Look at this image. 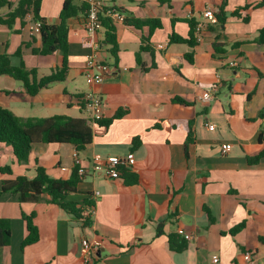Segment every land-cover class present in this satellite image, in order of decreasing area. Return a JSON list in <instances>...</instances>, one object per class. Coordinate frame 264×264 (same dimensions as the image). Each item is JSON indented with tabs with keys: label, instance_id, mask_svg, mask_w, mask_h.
I'll use <instances>...</instances> for the list:
<instances>
[{
	"label": "crops",
	"instance_id": "crops-1",
	"mask_svg": "<svg viewBox=\"0 0 264 264\" xmlns=\"http://www.w3.org/2000/svg\"><path fill=\"white\" fill-rule=\"evenodd\" d=\"M105 1L125 17L159 19L162 28L143 42L149 36L148 26L137 29L115 22L119 44L115 61L109 47L95 51L85 45L90 37L83 25L86 12L81 13L69 20V69L64 81L32 96L20 81L0 76V108L23 119L84 118L93 130V141L84 151L77 152L68 143H35L24 164L10 145L0 143V169L10 166L12 171L0 172V191L3 181L34 178L38 165L51 178L68 179L78 154L88 172L66 201L82 205V215L91 221L85 227L80 218L51 203L48 195L20 202L15 194L1 193L0 220L9 221L11 242L0 247V264H85L83 238L96 247L92 264H249L246 252L253 264H264L260 241L264 239V117H260L264 44L254 42L264 28V8L251 10L249 22L230 16L261 0ZM64 2L42 0L41 17L58 24ZM84 3L75 0L78 6ZM223 3L229 18L215 31V22L204 12H216ZM246 14L241 11L242 17ZM190 19L199 25L196 46L171 43L173 33L188 38ZM35 22L27 0H8L0 6V55H8L15 66L24 63L27 69H36L40 79L61 67L63 56L34 53L41 46L40 35L31 30ZM103 37L99 30L91 39L99 43ZM215 42L223 43L226 52H216ZM239 42L243 44L235 46ZM142 45L149 49L141 51ZM94 52L111 67V74L101 84L89 86L83 70ZM214 86L213 98L201 101L199 97ZM89 90L102 97V121L112 120L108 126L94 122L82 108L80 99ZM117 114L121 116L115 118ZM191 130L193 140L187 142ZM134 138H139L138 146L133 145ZM226 143L232 148L223 154L221 146ZM129 153L136 158L130 171L137 183H128L123 175L110 179L92 174L93 155ZM256 156L260 159L250 163L249 158ZM85 200L95 207L84 206ZM24 215H34L39 235L36 243L26 246ZM242 222L244 228L232 234ZM179 230L191 234V240ZM170 236L185 245L182 251L171 247Z\"/></svg>",
	"mask_w": 264,
	"mask_h": 264
},
{
	"label": "trees",
	"instance_id": "trees-1",
	"mask_svg": "<svg viewBox=\"0 0 264 264\" xmlns=\"http://www.w3.org/2000/svg\"><path fill=\"white\" fill-rule=\"evenodd\" d=\"M8 0H0V6L6 4ZM42 0H27L28 6H32L34 12L35 21L40 22V39L41 46L39 49L34 50L38 55H52L56 52H60L63 56V62L61 67H58L52 71L50 75L42 78H38L36 69H27L24 63L19 66H15L11 63L8 55H0V76L8 75L18 81H20L26 88L27 92L35 96L41 92L44 88H47L53 83L62 82L66 79L68 73V35H69V20L71 18L79 16L81 13L87 11V4L84 3L80 6L75 4V0H65L63 8L60 13V22L58 24H50L46 18L41 17L40 7ZM167 1V0H163ZM264 8V0H261L258 4L252 6L245 4L243 7L235 9L230 16L242 18L245 22H249L250 11ZM120 10V9H118ZM121 11V10H120ZM241 11L247 12L242 17ZM216 17L217 31L220 26L226 24L229 14L226 12V3L217 7V11L214 12ZM102 30L104 31V37L99 46L109 47V53L118 59L119 44L117 39V30L115 22L109 16L103 14L101 16ZM124 22L137 29H143V27H149V36L143 37V42H148L151 35L158 28H162V23L159 19H147L141 20L134 17H126ZM190 31L188 38H183L175 33L170 36L171 43H185L190 47H194L197 44L195 33L197 32L199 25L194 20H187ZM11 25L10 22H7ZM220 34L216 36L217 40L220 38ZM257 44H264V28L260 29L258 36L254 40ZM243 44L239 42L235 46ZM215 51L218 53H225L226 48L223 43H214ZM141 51H146L149 48L141 46ZM21 50L17 52V56H20ZM190 61L191 54H187ZM116 63V62H115ZM175 101L184 102L180 98H176ZM82 108H84L82 106ZM121 114H117L115 118H119ZM260 117H264V110L260 113ZM96 123L108 126L112 120L102 121L98 119ZM193 140V131L189 132L187 142ZM93 141V130L89 125L87 119L84 118H72L65 115H55L48 118H28L23 119L15 116L10 110L6 108H0V143L8 144L12 147L13 153L16 156L19 163H27L32 150V146L35 143H68L76 147L77 152L84 151ZM133 145L138 146L140 144L139 138L133 139ZM260 159V156L249 158L250 163H256ZM2 174H10L11 167L6 166L0 169ZM35 177L30 179L27 176H19L13 181H3L1 193L10 192L17 195L20 202L29 200H38L41 195L50 196L49 201L55 205H58L63 210L67 211L80 218L85 227L90 226L91 221L88 217L82 215L81 206L75 202H67V196L77 190L78 184L81 181V177L78 174V167H74L72 173L68 179H55L51 178L44 167L37 166L35 168ZM125 180L128 183H137L138 178L128 169L122 171ZM84 206L94 208L95 204L92 201L85 200ZM27 222L28 236L24 240L23 246L36 243L39 239L38 230L33 223L34 215H24ZM245 226V223L237 225L231 230L232 234L240 232ZM175 236H170V244L174 250L182 251L185 247L184 244H176ZM260 241L264 243V239L260 238ZM11 242V227L8 220H0V247L9 245Z\"/></svg>",
	"mask_w": 264,
	"mask_h": 264
},
{
	"label": "built area",
	"instance_id": "built-area-1",
	"mask_svg": "<svg viewBox=\"0 0 264 264\" xmlns=\"http://www.w3.org/2000/svg\"><path fill=\"white\" fill-rule=\"evenodd\" d=\"M87 4L86 17L83 22L84 28L89 35V39L85 41V45L92 46L95 51L99 49V43L93 41L91 37L97 33V31L102 30L101 16L105 14L113 19L114 22H124L125 15L118 10L113 5L107 3L105 0H84ZM204 16L210 19L212 22H216V17L214 11L208 9L204 12ZM40 22L36 21L31 25V30L34 33H40ZM162 47V46H160ZM97 52L89 55L86 59L83 75L86 83L89 86L101 84L110 74L111 67L103 63L97 56ZM235 65V63H231ZM216 86L212 87L211 90L203 93L199 99L203 102H209L213 98V92L216 90ZM81 105L84 109L90 113L92 120L95 122L98 119H102L104 116V102L102 97L93 90L86 92L80 99ZM207 127L211 130L215 128V125L207 124ZM222 153L226 154L230 152L232 145L230 143L223 144L221 146ZM136 164V158L134 153H129L124 156H99L93 155L91 160V172L94 175H102L110 179H120L123 175V169L132 170ZM74 167H78V174L81 178H84L87 174L86 167L82 166L81 159L78 154L74 155ZM99 194V193H97ZM178 233L186 240H191L192 235L179 230ZM96 247L88 239L83 238L81 241V258L85 264H92L94 260ZM246 261L249 264H253V258L251 253L246 252L244 255ZM219 261L217 256H213V262L217 263Z\"/></svg>",
	"mask_w": 264,
	"mask_h": 264
}]
</instances>
